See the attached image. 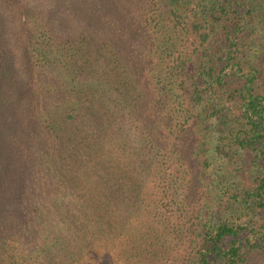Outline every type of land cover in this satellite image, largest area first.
Returning <instances> with one entry per match:
<instances>
[{
    "label": "trees",
    "instance_id": "obj_1",
    "mask_svg": "<svg viewBox=\"0 0 264 264\" xmlns=\"http://www.w3.org/2000/svg\"><path fill=\"white\" fill-rule=\"evenodd\" d=\"M3 146L0 264L264 258V0H0Z\"/></svg>",
    "mask_w": 264,
    "mask_h": 264
},
{
    "label": "rangeland",
    "instance_id": "obj_2",
    "mask_svg": "<svg viewBox=\"0 0 264 264\" xmlns=\"http://www.w3.org/2000/svg\"><path fill=\"white\" fill-rule=\"evenodd\" d=\"M123 1H127L128 2V1H131V0H123ZM142 2L146 3V0H133V3H134L135 7L137 5H140V3H142ZM188 139H190V138L188 137ZM0 154L2 155L1 159H3V162H4V160L7 161L8 149L6 148V146L1 147V153ZM36 174H40V171L36 172ZM37 180H39V178ZM33 191H34V189H33ZM33 191H32V193H33ZM32 193H31V195H32ZM31 195H30V197H31ZM27 199H28V203H29L30 200H29V198H27ZM25 204L27 205V202ZM25 204H23L21 206V211H25V209H24ZM28 207H30V204H29ZM248 264H264V258L263 257L259 258L258 256H254V258L252 260H250V262Z\"/></svg>",
    "mask_w": 264,
    "mask_h": 264
}]
</instances>
